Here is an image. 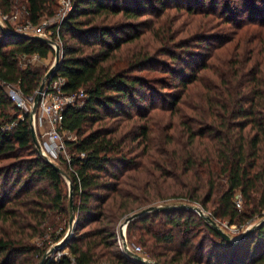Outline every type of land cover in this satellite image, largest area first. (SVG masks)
Listing matches in <instances>:
<instances>
[{"label":"trees","instance_id":"trees-1","mask_svg":"<svg viewBox=\"0 0 264 264\" xmlns=\"http://www.w3.org/2000/svg\"><path fill=\"white\" fill-rule=\"evenodd\" d=\"M206 1L73 0L69 13L51 26L54 35L63 41L60 60L50 79L62 76L65 93L83 91L86 96L82 106L70 105L64 111L62 128L75 132L77 138L66 139L69 158L53 160L63 171L42 152L36 128L39 144L35 141L31 113L22 111L0 84V161L12 159L0 163V264H15L18 255L35 252L27 239L40 230L48 211L63 209V185L67 178L73 185L74 212L78 213L77 235L68 242L76 264H147L116 248L115 223L113 227L107 226L113 223L110 215H105L106 225L80 232L88 223L104 216L102 209H97L108 199L113 200L112 207L119 211V218L146 203L138 194L123 190L121 182L150 194L152 184L159 185L156 178L162 183L175 178L179 186L176 185L178 191L172 196L200 201L204 206L212 202L210 215L229 218L231 223L244 221V212L235 201L237 191L245 203L252 205L253 211L263 212L264 36L259 35L255 42L246 40L244 57L238 51L224 56L222 69H214L213 74L203 77L198 76L197 64L200 68L207 67L203 62L206 54L194 51L187 41L177 44L181 51L160 45L161 53L168 55L169 61L144 48L132 50L125 57L118 54L125 43L142 35L140 27L147 25L150 18L138 22L139 17L148 13L160 17L169 7L193 11L196 6L203 8ZM210 3L215 8L219 0ZM236 3L233 8L226 5L222 9L231 18L243 9L250 17L260 11L251 0H236ZM14 7V0H0V13H10ZM56 9L57 0H24L26 21L33 25L39 24L44 15L53 16ZM119 15L137 22L102 23ZM258 23L264 28V18ZM238 25L241 27L242 23ZM14 28L8 20L0 21V80L14 83L24 94L33 95L47 71L30 63L24 66L22 58L35 54L46 57L55 47L48 39L20 34ZM172 33L159 30V41L165 44L175 41ZM195 37L194 45L205 47L218 39L207 33ZM206 40L208 44L204 43ZM237 42L238 48L242 41L237 39ZM137 71L147 74L139 75ZM152 71H161L166 76H149ZM195 82L197 85L184 95L187 85ZM168 87L176 89L165 90ZM181 105L186 107L184 111ZM157 107L179 113L177 124L186 136V143L172 149L167 147L174 140L170 132L174 123L169 120L163 129L166 147L151 152L154 174L147 168L146 174L156 178L153 176V181L148 178L146 182L136 177L123 181L124 171L136 169L138 163L128 156L124 135H116L120 125L97 128L94 125L104 118L130 119L135 108L137 115L148 119L150 111ZM152 126L145 123L136 127V138L146 143L147 150L153 147ZM69 194L70 191L66 192L70 218ZM160 215L166 217L168 226L154 230L151 224ZM139 224L152 233V246L172 245L183 238L177 254L169 258L162 259L163 253L154 246L149 249V258L161 264L199 263L204 258L205 241L197 246L198 255L189 254L187 258L182 252L188 254L196 246L192 237L200 228L221 243L217 247L229 249L219 254L216 262L215 250H211L207 263L264 264V223L238 241L225 238L203 215L189 207L148 211L128 222L129 233ZM254 242L257 246L252 251ZM144 243L147 245V241ZM71 262L64 255L58 262L48 264Z\"/></svg>","mask_w":264,"mask_h":264},{"label":"rangeland","instance_id":"rangeland-1","mask_svg":"<svg viewBox=\"0 0 264 264\" xmlns=\"http://www.w3.org/2000/svg\"><path fill=\"white\" fill-rule=\"evenodd\" d=\"M251 2H254L255 5L259 6L260 8L259 13L252 17L249 16V12H244V9L242 10V13H237L236 15H233L234 18H231L227 12H224V10H222L223 7L226 5L233 8V5L237 4L236 0H219V3L218 5H216L215 8L211 5L210 0H208L206 1V5L203 8L200 6H196L193 11L187 10L185 7H169L162 13L160 17H157L156 13H148V15H143L137 19L138 22H142L143 20L146 21L148 20V18H150L147 25L141 27L139 26L140 28H142L141 30L143 32L140 38L125 43L122 46L121 50L118 52V54L121 55L120 53H123L122 55L123 57H125L124 55H127L128 53L131 54L132 50L135 51L144 48L150 49V51L154 55L159 56V58L169 61L170 58L168 57V55H163L161 53V49L159 48L163 47H161L160 45H163L164 47L167 46L176 51H181V47L177 46V44L181 41H185V43L187 41V43L191 45V48L194 51L205 52L206 54L203 57V62L207 64V67L200 68L197 64V68H199L198 76L203 77L209 74H213L214 69H222L221 61L224 56H232L238 51V53L244 57L246 55V48L244 46L246 40H248L249 42H255L258 41L259 35L262 34L264 36V28L262 27L263 25L258 23L264 18V0H251ZM14 3V9L6 15H3V13H1V18L4 19L7 17L9 22L13 25H15L17 22H26L24 0H14ZM69 11L70 9H68L67 6H63L62 0H57L56 13L53 16L44 15L41 18L40 23L44 24L47 28H49L51 25H54L57 22L60 23L62 21L61 18L65 14L67 15ZM15 15H17V18L15 17ZM130 21L132 23L137 22L135 20ZM130 21L119 15L114 18H109L107 21H102V23L105 22V24H114L115 22L118 23ZM238 23H242L241 27H239ZM159 30L164 32L165 34H170L173 32V40L175 41L166 42V44L164 42H160L157 35ZM203 33H207L209 36H217L218 39H215L213 43H211V45L208 47H205V45H194V39L196 38L195 36L201 35ZM225 38H227L228 41H221L223 42L222 45L217 47V44H221L220 39L225 40ZM237 39L242 41V45L240 44V47L238 48L236 47V45L238 44ZM62 41L63 40L58 37V42H60L61 45ZM174 42L175 45L170 44ZM204 43L208 44V41L206 40L204 41ZM28 63L35 66H39L42 68L43 71L48 72L49 69L56 64V51L50 52L46 57H40L39 55L35 54L22 58V64L24 66H26V64ZM135 73L139 75L147 74L146 71H137ZM148 75L157 77L166 76L165 73L161 71H152V73H148ZM196 85V82L187 85V89L183 91V94L185 95V92H189ZM178 88L180 87L178 86ZM173 89H176V87H168L165 90L170 91ZM158 104L161 105V102ZM183 107L185 106L181 105L180 109L184 111ZM134 112L135 113L130 119H127L125 117H122L120 119H115L112 117L104 118L102 121L97 122L94 125V128L100 127L101 125L108 127L116 126L117 124L120 125L118 129L119 131L116 133V135H124L125 149L129 150L128 156H132L135 162L138 163L136 169L130 168L124 171V173L122 174L123 181L130 180L133 177L139 178V181L146 182L148 178L150 179V181H153L154 178H156V175H153L155 176L153 178V176L149 177L146 173L149 171V173L154 174L155 172L153 168L154 164H151V162H153L151 159V152H153V150L155 149H158V147H160V149L166 147L163 136L164 124H167L169 120H172V122L174 123V127L170 129V132L173 134L174 140L170 144H167V147L171 149L173 148V146L180 147L181 144L186 143V136L184 135V133H182L181 127L177 124L179 113H170V110L160 109L157 107L156 109L150 111L148 115L149 118L147 119L141 118V116L137 115L136 108L134 109ZM145 123L153 125L152 132L150 135L152 137L151 146H153L151 150L146 149L147 147L145 146L146 143L144 141L142 142L140 138H136V127ZM34 124L35 128L37 129V137L39 143L41 146H43V149H45L49 153V155L51 156V158L49 157L50 159L60 162L61 159L69 158L70 150L68 148L63 151H53V153L48 151L46 142L49 140L47 133L49 123L46 120L45 116L42 114L40 108H38L37 114L34 117ZM63 137L69 138L70 135L66 132H63ZM11 160L12 159H4L0 161V163L5 164L11 162ZM66 180L67 183L63 185L65 194V198L63 200L64 205L62 207L63 209H55L47 212L45 220L43 221V223H41V225H39L40 230L37 233L33 234L29 239H27V241L35 247V252L33 250V252L31 253L18 255L15 259V264H40V262L44 260V256L46 253H50L47 257V259H50L55 254L56 250H59L60 254L73 256L72 250L68 246V242L75 235H77L75 231L77 226L78 213L75 212L74 221L73 223H71L70 218L68 217V199L66 197V192L70 191L71 182L69 178H67ZM156 181H158L159 185L155 183L152 184L150 188V194L144 192L142 188L132 189L133 187H130L129 185H127V183H125L124 185V183L121 182L123 190H126L127 192L131 191L138 194L146 203L140 205L133 211H130L119 218V211H116L112 207L113 200L108 199V201H106V203L101 206L102 208L98 207L97 209L98 211L102 209V211L104 212V216L101 217L98 221H92L88 223L85 227L81 229L80 232L82 233L106 225V223H108V218H105V215H110L109 218H113V223H108L107 226L113 227L115 225L114 228L116 229L117 244L116 248H118L119 250L123 251L119 242L120 227L123 225V232L126 236L129 245L133 249L136 247H141L142 253L146 258L150 259V254L148 251L150 248H153V246L158 252L163 253L162 259L176 255V251L181 248L180 241L183 238H180L172 245L170 244L164 246L162 244L152 246V233L146 230V228H144L140 224L137 225L136 230H132V234L129 233L128 223L124 224L125 217L151 205L175 203H187L191 205H196L204 209L206 214H212L211 210L213 208V203L209 202L206 206H204L200 201H190L185 197L172 196L173 194H175V192L178 191L176 190V185L179 186L177 182L175 183V178H169L164 183H162L158 178H156ZM142 186L144 187L145 184L142 183ZM148 200L151 201L147 203ZM235 201L237 207L241 210V212H244V216L242 217V221L244 220L243 222L237 221L235 223H231L229 218L215 217L217 223H219V225L231 236L233 241L238 240L246 230L250 229L254 225H257L258 223L264 220V210L262 213L258 211H253L252 205L244 202L243 196L239 191H237L235 194ZM239 201H241L240 205L237 204ZM189 209L197 211L194 208ZM247 217L249 218L246 219ZM151 225H153L152 228H154V230L168 226L166 224V217L163 215L156 216L154 218V223ZM261 226L263 225L261 224ZM1 228L2 227L0 226V230ZM208 234L209 233L205 229L200 228L199 230H197L196 234L192 237L193 242L196 246H193L188 254L185 253V251L184 253L182 252V256L187 257L190 256L189 254L198 255L199 251L197 250L199 249L197 246L202 241H205L206 243L205 247H203L204 258L199 263L193 264H209L207 263L206 257H209L211 250H215V258H213L215 262L216 260H218L217 256H219V254L221 255L224 252H228L229 249H224V247H217L220 246L221 243H217L216 241H214L212 237H210ZM145 241H147V245L144 243ZM257 242H254V244H252V251L254 250V248L256 249ZM54 247L55 251L51 253V250ZM43 264H46V262H44Z\"/></svg>","mask_w":264,"mask_h":264},{"label":"built area","instance_id":"built-area-1","mask_svg":"<svg viewBox=\"0 0 264 264\" xmlns=\"http://www.w3.org/2000/svg\"><path fill=\"white\" fill-rule=\"evenodd\" d=\"M62 4L63 6H67V8L71 10L73 6V0H62ZM6 14L7 13H3V15H6ZM16 16L17 15H15V17ZM65 16L66 14L61 18V20ZM4 20H8V18L7 17L4 19L1 18V13H0V21H4ZM17 23L14 25L16 26V28H14L16 31L25 33V34L28 33V34L39 35L42 38L48 39L55 47V51L57 50V46L59 45L60 46V56H61V44L60 42H58L59 35H56V36L54 35V31L51 27L52 25L49 28H47L42 23H39L37 25H33L32 23L28 21L23 23V25H17ZM50 78L45 83L38 108H40V110L42 111V114L45 116L46 120L49 123V128L47 130L49 140L46 142V145H47L48 151L53 153V151L57 152V151L66 150L67 148L66 139H76L77 138V135L75 134V132L67 131L62 128L64 111H65V108L70 105L82 106L84 104V99L86 96L83 91L70 93V94L65 93L62 90V84L65 81L64 77L59 76L57 78H54L53 80H51ZM0 84L4 87L10 99L13 100L14 103L18 107H20L22 111L31 113V110L35 103V98H36L38 90L33 95H26L14 83H6L0 80ZM37 110L34 114V117L37 114ZM20 117L21 118L23 117L22 113L20 114ZM8 127H10V125ZM63 132H66L67 134H69L70 137L64 138ZM41 147H42L43 152L46 153L47 156L51 158L49 153L45 149H43V146ZM237 204L240 205L241 201H239ZM119 242L125 254L131 255L125 248V243H126L129 249L144 256V254L142 253L141 247H136L133 249L129 245L125 234L121 235V233H119ZM54 249L55 247L52 248L51 253L55 251ZM58 252L59 250H56L55 254L50 259H47L50 253H46L44 256V260L41 264H43L44 262L48 264L49 261L58 262L64 255H66V254H60V252L58 254ZM69 257L71 258V261H72L71 264H76L74 261V257L73 256H69ZM103 264H106V263H103Z\"/></svg>","mask_w":264,"mask_h":264},{"label":"water","instance_id":"water-1","mask_svg":"<svg viewBox=\"0 0 264 264\" xmlns=\"http://www.w3.org/2000/svg\"><path fill=\"white\" fill-rule=\"evenodd\" d=\"M20 34H24V35H27L25 33H20ZM35 36H38L40 37L39 35H35ZM60 60V46L58 45L57 46V50H56V64L51 67L49 69V71L45 74L41 84H40V87L38 89V92H37V95H36V98H35V103H34V106L31 110V125H32V132H33V135H34V139L35 141L37 142V137H36V129H35V124H34V114L38 108V105H39V102H40V99H41V95H42V91L44 89V86H45V83L47 82V80L51 77V75L53 74V72L56 70V67H57V63L59 62ZM38 143V142H37ZM39 144V143H38ZM42 150V149H41ZM43 152V150H42ZM44 153V152H43ZM45 154V153H44ZM48 157V156H47ZM49 161L59 170L63 171V169L58 166L52 159H50L48 157ZM71 182V181H70ZM174 207H189V208H194L196 209L201 215H203L216 229L218 232H220L225 238L229 239V240H232L231 236L219 225V223H217L216 219L213 218L210 214H206L204 209H202L201 207L199 206H196V205H191V204H187V203H179V204H163V205H151V206H148V207H145L137 212H134L128 216L125 217V220H124V224L128 223L130 220L148 212V211H151V210H160V209H168V208H174ZM70 211H71V214H70V222L73 223L74 221V217H75V212H74V200H73V185L72 183H70ZM264 223V220L261 221L260 223H258L257 225H254L253 227H251L250 229L246 230L242 236L239 238V239H242L244 238L245 236H247L249 233H251L257 226L261 225ZM120 233L121 235H124V232H123V225L120 227ZM238 239V240H239ZM236 240V241H238ZM125 248L127 249V251L129 252V254H131L132 256H134L136 259L142 261V262H145L147 264H161L159 262H156L154 260H151V259H148V258H145L143 255L141 254H138L134 251H132L131 249L128 248L127 244L125 243ZM43 261L40 262V264L42 263ZM106 264H109V263H106Z\"/></svg>","mask_w":264,"mask_h":264}]
</instances>
